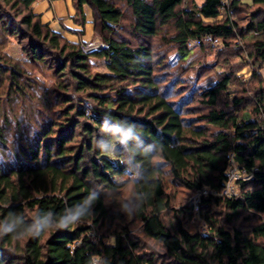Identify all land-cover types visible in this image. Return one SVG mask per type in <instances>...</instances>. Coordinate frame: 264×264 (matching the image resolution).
Returning <instances> with one entry per match:
<instances>
[{"label":"trees","instance_id":"1","mask_svg":"<svg viewBox=\"0 0 264 264\" xmlns=\"http://www.w3.org/2000/svg\"><path fill=\"white\" fill-rule=\"evenodd\" d=\"M223 1L76 0L80 16L86 5L93 10L106 44L86 51L45 24L35 0H0L15 12L0 15V47L27 41L26 64L46 80L0 51V103H7L0 113V225L23 231L37 212L58 221L96 196L84 223L37 239L0 237V264H264V16L253 12L242 28L231 19L264 0H228L220 19ZM206 36L229 53L238 37L250 40L228 55L241 66L227 58L219 78L201 83L210 66L194 79L185 60L189 42ZM93 59L104 60L107 73L94 72ZM243 66L253 72L252 97L246 87L227 100L243 83L236 75ZM117 127L131 130L127 141ZM234 163L244 176L236 195L204 196L167 221L170 184L190 194L221 192ZM129 185L143 237L158 248L131 234L124 211L107 203ZM197 209L205 233L178 215ZM111 235L115 246L106 240Z\"/></svg>","mask_w":264,"mask_h":264},{"label":"rangeland","instance_id":"2","mask_svg":"<svg viewBox=\"0 0 264 264\" xmlns=\"http://www.w3.org/2000/svg\"><path fill=\"white\" fill-rule=\"evenodd\" d=\"M198 2L201 3V0H198ZM249 3L251 4V1ZM0 7H1V10H0L1 18L7 17L8 15L15 14V12L13 10H11L8 5H4L3 3H1ZM253 12L260 13L264 16V7H262V8L252 7L250 9H245L239 13H233L231 16V19L234 22H236L240 28L246 27L248 22L251 20V14ZM223 14L226 15L225 12ZM15 24L17 27H19V22L15 21ZM21 30H23L22 26L20 27V31ZM0 32H1V29H0ZM5 40L6 39L3 37L2 33H0V43H4ZM249 40L250 39L248 38L247 41H249ZM20 41H14L13 44H11V42H10L9 45L8 44L4 45V46L0 47V51H5V53H8L10 55V57H13L14 59L20 61L23 66L25 65L24 66V68H26L25 70L28 71V73L31 76H34L38 80H41L43 82L46 81L45 78L43 77L44 72L41 71L42 69H37V71H35V70H32L31 68H29V66L26 64L28 62V57L23 52V45L26 44L27 41L23 40L24 41L23 44ZM247 41H243V39H240V37H238L231 44L232 52L238 47L243 48L244 47L243 44L246 46ZM91 43H94L95 45H101L102 43L105 44L102 41V38H100L96 33H95V36L92 40H90L89 42L84 44V48H87V44L90 45ZM167 48H165L164 50H166ZM170 49L171 50H169V52L165 51V56H163V58L164 57L167 58V61L169 59V54H171V53L174 54V52H175V49H172L171 47H170ZM160 51L161 50H159V52ZM232 52L229 53V49L226 46V44L222 43L220 40H218V41H206L201 47L191 48L190 52H189V54L185 60L187 63L190 64L188 66V68H190V69L192 68V71L190 72V76L194 79L200 78L197 75V72H199V71L205 69L206 67L210 66V68H207V71H205V73L206 72L207 73L210 72V73L207 74L206 76H204V74H203V80L201 81V83H204L206 81V79H208V77H210V75L214 76L216 74L217 78H219L220 77L219 73H215V72L225 71V70H223L226 68L224 66L228 65V64H226L227 60H225V59L229 58L228 55L232 54ZM166 54H168V56H166ZM229 60H230L231 64L235 66L234 67L235 69L238 68V65L241 66V63H242L241 59L234 57V58H229ZM91 62H92V69L94 72L107 73L104 60L93 59V60H91ZM216 67H217V70H216ZM252 73H253L252 69L249 66H243V67L239 68V70L236 72V75H239L241 77L240 79L242 80V82L244 84L243 83L239 84V80H238L236 82V85L233 86V88H232L233 92L229 95V99H227V100H231L235 95H238V97L242 96L241 89L246 88V87L248 89H250V93H249V95L248 94L247 95H248V98L251 99L254 88L256 87L255 84H252V85L249 84ZM260 74L264 77V66L260 70ZM174 77H176V76L173 75V78ZM188 77H189V75L186 76V78H188ZM239 86L241 87L240 90L238 88ZM2 95H3V93L1 94V92H0V96H2ZM223 100H224V102L226 101L225 99H223ZM224 102H222V104H224ZM6 104L7 103H5V102L0 103V108H1L0 113L2 111V108L6 109ZM249 106H250V109L253 108V104H251V102H250ZM234 187L236 189V193H238L236 184ZM168 193L171 195L172 209H174V210H170L167 213L166 217H167V221L171 220L173 222L176 220L175 217H178L177 213H175L174 211H178V210L183 211L187 208V206L189 204H194V198L193 197L195 194H190L189 192L184 190V188H182L178 184L177 185L170 184L168 187ZM135 199L136 198L134 195L132 185H129L126 188H124L118 192H112L109 195V197L107 198V203L113 209H116V210L121 209L122 211H124L125 223L127 225L129 224L131 234L145 240L149 245L154 246V248H158L154 244L153 241L145 239L143 237V231H142L143 230V224L141 223L140 220H138L136 218V214H135ZM217 210L219 211L220 209H217ZM178 215H179V217L184 219L186 226L192 232H195V231L203 232L204 228H206V231H207V225L204 222V220L202 219V216H200L198 209L193 212L192 216H190V214H188V213H184V216L180 213H178ZM238 224H240V222H238ZM104 231H106V230H104ZM111 236H114V235H111ZM109 237H107L106 240H108ZM115 239H116V237H115Z\"/></svg>","mask_w":264,"mask_h":264},{"label":"crops","instance_id":"3","mask_svg":"<svg viewBox=\"0 0 264 264\" xmlns=\"http://www.w3.org/2000/svg\"><path fill=\"white\" fill-rule=\"evenodd\" d=\"M33 8L45 24H49L55 32L62 34L70 42L86 44L95 36L93 10L86 5L83 7V16H80L76 0H35ZM224 16L221 14L220 19Z\"/></svg>","mask_w":264,"mask_h":264},{"label":"clouds","instance_id":"4","mask_svg":"<svg viewBox=\"0 0 264 264\" xmlns=\"http://www.w3.org/2000/svg\"><path fill=\"white\" fill-rule=\"evenodd\" d=\"M115 131L120 134V142L123 143L129 138L131 130H125L117 127ZM165 167L169 168V165H165ZM165 175H169V173L166 172ZM95 199L96 196L94 194L90 195L84 201V205L82 207L77 208L74 212L68 215L60 217L58 221L53 219L50 212L44 217H41L39 212H37V214L33 217L31 225L24 228L23 231H16L15 223L8 224L6 226L0 225V237L6 234L14 233V238L16 239H22L25 237L28 239H37L49 232L67 230L73 225L84 223L86 221V217L91 216L89 208ZM19 219L20 218L17 217L16 222H19ZM107 242H111V244L115 246V236H110Z\"/></svg>","mask_w":264,"mask_h":264},{"label":"built area","instance_id":"5","mask_svg":"<svg viewBox=\"0 0 264 264\" xmlns=\"http://www.w3.org/2000/svg\"><path fill=\"white\" fill-rule=\"evenodd\" d=\"M223 4V13L225 12V7L228 5V0H224L222 2ZM206 41H218L216 39H213L211 36H206L203 40H193L190 41L188 46L189 48L194 47H201L204 42ZM86 51H94V50H105L106 44L101 45H95L94 43H91L90 45L87 44V48H84ZM228 180L221 192L211 191L208 188H203L198 190L194 195V204L195 206H198L202 197L209 196V195H217L220 197H232L233 195H236V189L235 184L238 180L242 179L244 176L242 173H240L238 166L234 163L232 168L227 173ZM206 232V228L203 229V233Z\"/></svg>","mask_w":264,"mask_h":264}]
</instances>
